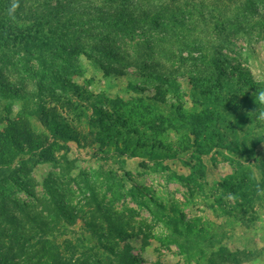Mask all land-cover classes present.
I'll return each instance as SVG.
<instances>
[{"label": "rangeland", "instance_id": "obj_1", "mask_svg": "<svg viewBox=\"0 0 264 264\" xmlns=\"http://www.w3.org/2000/svg\"><path fill=\"white\" fill-rule=\"evenodd\" d=\"M260 11L263 18L243 20L244 29L230 36L222 69L214 55L217 34L204 27L198 54H193L197 61L191 62L202 73L186 68L175 81L167 79L172 60H162L164 69L152 70L156 80L143 79L144 72L134 66L127 67L128 75L107 77L87 56L67 53L65 63L49 48L43 52L48 68L62 72L72 85L67 91L51 86L43 93L17 55L9 53L4 60L6 52L0 50V75L7 78H0V157L1 143L17 126H25V154L14 147L9 151L20 153L12 169L24 158L29 172L2 189L15 201L32 203L17 188L20 182L40 198L57 188L65 207L56 211L53 228L34 227L20 237L32 238L25 247L42 238L57 249L61 264H84L87 258L101 264H197L180 246L199 240L206 257L222 247L254 252L242 264L264 257V196L256 192L264 186V120L259 119L264 104L256 96L264 89V9ZM20 23L60 41L50 36L53 25ZM196 32L189 41L198 40ZM132 45L126 47L135 56L138 48ZM28 58L30 66L43 70ZM210 72L220 77L212 78ZM98 99L110 118L94 129L91 104ZM57 124L76 140L56 138L51 126ZM246 193H251L249 201L242 197ZM41 215L43 221L53 219L47 212ZM126 252L127 262L116 256Z\"/></svg>", "mask_w": 264, "mask_h": 264}, {"label": "trees", "instance_id": "obj_2", "mask_svg": "<svg viewBox=\"0 0 264 264\" xmlns=\"http://www.w3.org/2000/svg\"><path fill=\"white\" fill-rule=\"evenodd\" d=\"M11 2L12 0H0V50L6 52L2 51L3 59L9 60L10 55L7 56L9 53L17 55L16 61L22 66H27L29 76L36 79L35 82L43 93H46L51 86H58L61 90L67 91L68 85H72L70 81L64 79L62 72L48 68L43 52L49 48H54L56 58L65 63L67 53L87 56L93 66L107 77L128 75L127 67L134 66L144 72L143 79L156 80L158 77L152 75V70L164 69L162 60L173 61L174 67L167 74L168 80L175 81L180 74L187 72L186 68H191L192 73H202L199 66L191 62L197 61V57H193V54L200 47L199 39L203 35L204 27L211 28L217 34L219 46L214 55L218 56L216 62L220 64L219 69H222L221 62H225L227 56L223 50L231 44L230 36L244 29V25H241L243 20L247 23L258 22L263 18L259 15L260 10L264 9V0H20V7L15 11L13 19L9 15ZM27 20L39 23L38 27L53 25L56 30L50 32V36L57 37L60 41L56 43L57 41L46 37L42 32L25 28L20 21ZM229 26H232V29L227 32ZM195 32L198 40L189 41L190 34ZM131 42L133 47L138 48L135 56L129 53L126 47ZM14 46L19 50L15 51ZM184 53L189 56L184 57ZM26 55L35 58L43 70L37 71L30 66V60ZM227 63L231 67L230 62ZM150 72L151 74L147 76ZM209 75L212 78L220 77L214 72H210ZM3 77L7 79L6 75H0V78ZM163 86L165 85L161 84V88ZM133 90L140 93L143 89L134 87ZM91 106L93 110L90 117L91 128L103 127L105 120L110 118V114L105 110V104L98 99ZM36 109L42 110V107L36 105ZM96 118H99L98 122L95 121ZM121 120L129 125L128 120L124 118ZM110 121L115 123L113 120ZM60 126L59 124L51 126L56 138L63 142L75 139L73 133L61 131ZM16 128V133L8 136L1 143V189L5 187L6 182H17L23 177L22 175H26V172L29 174L25 169L24 158L20 159L19 167L12 169L15 157L20 153L25 154L24 142L27 137L25 126ZM12 147L20 153L9 151ZM20 184L16 185L17 188L26 192L33 200L32 203L11 199L5 190L6 187L0 190V264L16 258L20 260L16 264L22 262L61 264L62 258L57 253V249L44 239L41 238L30 247L25 246L26 243L32 242V238L31 240L25 238L23 241L20 239L22 236L26 237V233L34 227L46 229L55 226L57 212H62L65 208L62 205L63 200L60 199V192L57 188H49V197L40 198L31 195L32 187L26 189L27 185L24 182ZM250 196L251 193L242 195L247 201ZM40 206H42L41 212L38 210ZM51 206L53 209L50 210ZM42 212H47L51 217L54 214L53 219L41 220ZM199 242L200 240L196 243L186 241L180 246L187 257L196 258L197 264H242L254 255L251 251L234 252L222 247L216 255L206 257L205 251L198 247ZM36 248L37 251L28 252ZM36 252L42 255L38 256V259L34 257ZM128 253L126 252L124 256L114 255L127 262ZM48 255L52 258L47 259ZM44 258L45 260H42ZM84 264L101 263L98 259L87 258Z\"/></svg>", "mask_w": 264, "mask_h": 264}, {"label": "clouds", "instance_id": "obj_3", "mask_svg": "<svg viewBox=\"0 0 264 264\" xmlns=\"http://www.w3.org/2000/svg\"><path fill=\"white\" fill-rule=\"evenodd\" d=\"M20 7V0H12L10 8H9V15L14 19L15 11ZM256 96L258 98V102L260 104H264V89H260L256 92ZM259 119L264 120V111L259 113ZM258 196H264V186H257L256 189ZM250 264H264V257H257L254 258Z\"/></svg>", "mask_w": 264, "mask_h": 264}]
</instances>
